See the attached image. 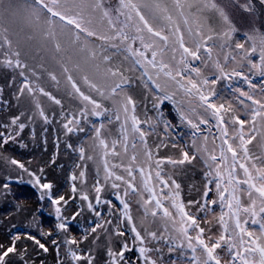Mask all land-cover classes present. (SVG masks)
<instances>
[{
    "label": "snow or ice",
    "instance_id": "snow-or-ice-1",
    "mask_svg": "<svg viewBox=\"0 0 264 264\" xmlns=\"http://www.w3.org/2000/svg\"><path fill=\"white\" fill-rule=\"evenodd\" d=\"M44 13L48 16L47 28L43 27ZM237 16L246 20L251 28L243 33L244 42L236 40L233 43L234 35L240 31L236 24ZM53 18L75 25L78 30L75 41H79L81 33L96 37L95 42H99L101 48L100 60L106 65L103 69L99 63H93L91 68L87 64L82 66L80 62L74 65L77 71L83 73V84L94 96L81 89L62 55L57 61L61 74L70 85L68 96L80 103L78 113L61 112V118L65 121L62 127L66 133L85 132L80 125L82 120L86 121L94 133L91 137L93 147L102 151L103 176L97 167L92 185L95 204L103 203L116 208L112 200L102 199L101 194L106 187H110L122 205L112 235L124 237L126 233L121 230V225L125 221L130 225L131 246L128 241H123L118 252L110 247L107 252L108 264H165L161 248L149 247L153 241H163L169 253L179 252V256L170 257L167 264H264V98L256 99L241 88L228 85L233 92L239 93L236 97L239 108H234L231 103L225 105L216 102L220 97L214 87L221 79L232 77H241L249 87H256L243 71L233 68L229 73L225 70L230 61L237 62V55L247 61L250 71L256 69L264 76V0H51V5L45 0H0V63L18 70L20 76L18 86L15 77L8 86H16L12 94L15 100H20L25 94L31 97L36 112L46 124L50 122L49 116L41 106L37 93L61 108L62 100L41 86L39 82L47 70L42 65L40 70L29 68L21 59V46L34 40L36 34L40 33L44 40L54 42L53 48L57 54L63 53L65 48L52 27ZM94 18L101 24L106 22L107 30L103 34L92 30ZM258 20L261 27L256 26ZM6 21L13 26L12 31L4 26ZM16 27H19V32L15 31ZM246 43L249 45L247 48ZM258 48L259 63H254L250 57L257 54ZM216 49L227 53L223 62L218 54H214ZM105 52L124 54L125 60H130L132 66L141 72L142 78H146L144 86L148 87L149 83L154 85V100L157 101L153 103V109L157 112L155 122L150 117L145 116L141 120L136 115L137 101L128 91L133 87V81L122 68L112 66V56L104 55ZM89 57L95 61L97 52L89 50ZM197 62L205 67L211 63L214 74L211 77L203 76L201 67L194 66ZM243 67L241 64L240 68ZM149 69L155 70V79L149 74ZM161 75L166 78L164 84L159 82ZM47 76L59 86L60 77L56 72L47 71ZM168 82H174L188 98L187 106L175 99V93L165 91ZM2 92L3 88H0V94ZM261 92L264 93V86ZM245 99L251 103H245ZM166 101L176 106L173 117L177 120L176 124L164 118L161 106ZM105 102L111 107L105 106ZM25 115H28L29 121L32 120L33 114L21 112L12 117L9 125H3L5 128L14 127L16 131L0 132V147L10 140L16 141L27 126L20 122ZM193 116L196 117L195 121ZM90 117L98 118L101 122L97 125ZM114 122L118 124V135L109 140L103 135V130L106 123ZM158 124H163L166 137H170L171 132L181 125L191 128V143L185 145L190 150L181 149L179 158L159 157L160 148L168 146L165 140H161L155 146L154 154L147 137L156 131ZM202 125L206 127L202 129ZM176 134L183 139V133ZM258 137L262 151L255 155L250 146ZM67 146L72 148L71 144ZM176 146L173 140L172 147ZM118 149H122L127 163ZM109 156L121 158L120 162L110 163ZM198 157L206 169L203 173L205 188L201 200H189L185 204L181 197V184L164 171L163 165L167 163L173 168L182 167L192 164ZM79 158L81 161L94 159L92 155H86L83 146L79 147ZM11 163L28 172L17 160L13 159ZM77 167H83L79 178L87 183V165L78 164ZM29 175L33 176L34 186L41 190L40 200L47 197L55 206L59 221L57 230H66L69 218L63 215L61 202L67 205L69 201L63 195L54 198L51 183H41L40 177L34 173ZM71 179L75 181L77 176L73 174ZM3 188L7 190L8 183H4ZM77 191L73 184L72 192ZM213 192L215 198L210 195ZM131 198H136L135 202L143 212V221L147 222L150 217V224L159 223V236L157 230H150L149 226L143 228V234L137 228L131 214ZM80 199L87 202V208L97 217L102 216L86 191L81 192ZM197 205L196 213L187 210ZM217 205L220 208L217 219L221 231L219 235L208 234L211 230L202 227L201 220H206L209 212L215 214ZM81 211L83 208L76 211L71 219L75 220ZM200 212L205 215L198 219ZM105 224L111 225L112 220L97 222L90 231L104 228L107 232ZM249 225L258 226V232ZM45 235L51 233L41 232V236ZM26 236L43 252L49 251L35 235ZM19 239L20 234L17 233L12 237L11 246L5 248L0 245V264H7L6 258L18 252L16 241ZM51 243L59 253L57 240L53 238ZM65 243L79 244L75 238ZM26 251L19 252L21 260H24ZM136 251L138 255H125L126 252ZM221 251L227 253L228 260L223 259ZM152 253H156L157 257L153 258ZM68 255L77 262L87 259L88 264H92L94 260L90 254L79 255L71 248ZM24 264H27L26 260ZM58 264H63V261H58Z\"/></svg>",
    "mask_w": 264,
    "mask_h": 264
},
{
    "label": "rangeland",
    "instance_id": "rangeland-1",
    "mask_svg": "<svg viewBox=\"0 0 264 264\" xmlns=\"http://www.w3.org/2000/svg\"><path fill=\"white\" fill-rule=\"evenodd\" d=\"M14 2H18V0H14ZM46 3L51 5V0H45ZM48 16L46 13L42 14L43 27L47 28L48 25L46 23ZM54 23L52 27L56 30L58 38L62 44V47L65 48L63 53L57 54L53 48V41L44 40L40 33L36 34V38L32 41H28L26 44H22L21 51L22 56L21 59L27 63V59H32L40 62V64L36 67L37 70H40V66L42 65L44 69L47 71H54L60 77V87L61 91L56 90L54 88H46V80H40V84L45 90L52 93V95L62 100L63 108L61 106L54 104L47 97H44L37 93L39 96V102L43 107L45 113L49 116V123H45L44 120L39 116L36 112L34 102L31 97L25 94V98L23 97L18 103L13 98V92L16 90V86L19 85L20 76L17 79L16 86L10 88L7 82L3 87L2 95L7 103H4V99L0 98V120L8 121L12 118V116L19 115L21 112L26 114H33V118L31 121L28 120V115L22 117L21 122L26 123V127L22 133L17 137L14 144L9 145L7 147H1L0 150V166H4V161L10 158L11 156L17 160L19 163H22L28 172H24L22 169L18 167V165H13L15 171L14 173L7 172V165L4 166V169H0V194L4 192L3 185L4 183H8V193L10 197L18 202L22 203L25 207L20 208H4L2 212L0 211V228L1 226H6L9 232L10 238L6 235V232L2 233L0 229V245L2 242H7L6 245H3L5 248L11 246L12 237L14 234H20V240L16 241L17 249L19 251H23L24 249L28 250L26 252L25 259L27 264H58V261H63V264H88L87 259H83L81 261H73L71 257L68 255V249L71 248L77 251L79 255H88L90 254L94 257L92 264H108L109 257L107 255L108 249L111 247L113 251H119L121 242L128 241L131 246L132 241V233L130 231V225L125 221L121 225V230L125 231L124 237H118L112 235L113 229L117 225L116 217L121 215V206H116V208H111L110 205L107 204H95V192L92 189V185L95 183L96 178V168H100V175L103 176V164L101 160L102 151L101 149L94 148V141L91 138L94 136V133L88 123L86 121H81L82 127L85 128V132H74V133H66V130L62 127V124L65 122L61 118V112L65 113H73L77 112V108H80L79 101L74 98H70L68 96V91L70 90V85L67 84L64 76L61 74L62 70L60 64L57 62L60 56L62 55L65 58V64L73 73L74 78L77 83L80 85L81 89L85 91L86 94L90 93L89 89L83 84L81 76L82 72L77 71L74 65L77 62H80L82 66L87 64L89 68L93 63H99L101 69L106 67L105 64L100 60L101 48L99 46V42L96 41V37H87L84 33H81L79 41H75V33L78 31L75 29L74 24H68L67 21H60L59 18H53ZM237 27L240 29L234 37L233 43L236 40H240V42H244L243 33L246 31H250L251 25L244 19H241L239 16L236 18ZM5 27H9L10 31L13 30V26L6 21L4 24ZM257 27H261V22L258 20L256 22ZM92 30L97 31L98 34H103L107 30L106 22L101 24L95 18L92 23ZM16 32H19V27L15 28ZM23 33H21V36ZM69 41H74V43H69ZM107 47V45H105ZM245 47H249L246 43ZM81 49H85L81 51ZM89 50H95L97 52V59L95 61L91 60L89 57ZM259 48L257 49V54L252 55L250 58L254 63H259L258 59ZM214 54H218L221 62H223V57L226 55V52H221L219 49L214 50ZM236 54V53H233ZM104 55L112 56V66L119 67L118 64L121 62L122 58L120 55L124 54H113L112 52H105ZM71 57V59H67ZM124 60V58H123ZM131 64V61H129ZM243 64L244 67L240 68V65ZM194 66H200L203 76L211 77L215 70L212 67V64L209 63L207 67L203 65H198V62L194 64ZM131 68L134 69L135 74L129 75L128 77L132 79L137 78L138 80L133 81V87L129 89V93L133 95V97L137 101V110L136 115L143 120L145 116L152 118L153 122H155V118L157 116V112L153 109V103H157L154 100L155 89L154 85L149 83L148 87L144 86V79L142 78V74L139 70L134 68L131 64ZM29 68H32L31 65ZM122 68V67H120ZM233 68L237 70L243 71L245 76H248L249 79L252 80V83L256 85L255 88L249 87V85L241 78V77H232L231 79H221L214 87L217 93V96L220 97L216 102L224 103L227 105L231 103L234 108H239V104L236 100V97L239 93L233 92L228 85H232L233 88L239 87L242 90L248 92L253 95L256 99L264 98V93L261 92V87L264 86V76H261L256 69L249 70L250 66L247 64V61L241 59L239 55H237V62H229L225 70L229 73L232 72ZM46 71V74H47ZM91 74V73H89ZM149 74L153 75L155 79V70L149 69ZM165 79L162 75L159 80L161 84L165 83ZM45 83V85H43ZM148 89L149 91L145 90ZM165 91L169 94L175 93V99L178 101H183L185 106H187L188 98L183 95L181 91L177 89V86L174 82H168ZM214 100L216 98H213ZM244 99V98H242ZM16 103V104H15ZM245 103L250 104L251 101H247L245 99ZM105 106L111 107L108 102H105ZM15 111L12 114V111ZM161 111L164 114L165 119H171L173 124L177 123V120L173 117L176 113V106L171 101H166L164 105L161 106ZM11 115H10V113ZM147 113V115L144 114ZM78 113V112H77ZM4 115V117L2 116ZM91 120L95 121L97 125L101 122L98 118L90 117ZM192 119L195 121L196 117L193 116ZM259 121L257 123V127H259ZM206 126L202 125L201 128L204 129ZM10 128V127H9ZM46 129V131H45ZM192 129L187 125H181L178 129L171 132L170 137H166L164 135L163 124H158L156 127V131L150 134L147 137L148 145L154 150L155 154V146L161 142V140H165L168 146L162 147L159 150V157H173L179 158L181 149L190 150L185 148V145H190L191 143V133ZM215 131V130H214ZM0 132L3 133L2 128H0ZM183 133V139L180 138L176 133ZM22 134V136H21ZM103 135L109 140L116 138L118 135V124H105V129L103 130ZM175 140L177 146L175 148L172 147V141ZM71 144L72 148H69L67 145ZM255 148H251L253 154L259 155L262 151L261 149V141L260 138H257V141L253 144ZM83 146L86 150V155H92L94 157L93 160L81 161L79 158V147ZM251 147V146H250ZM122 158L124 162L127 163V157H123L122 149ZM131 148H129V155H131ZM44 153H49L46 159L43 162L48 163V165H39L41 158ZM53 157V158H52ZM110 163H119L121 158H116L109 156L108 157ZM53 161H55L53 163ZM87 165V183H83L79 178V173L84 170L83 167H77V165ZM153 167H155L153 165ZM163 169L165 172L174 176L178 183H182L184 179V190L186 195H181L185 204L189 200H201L202 193L205 188V181L203 180V173L206 171L203 164L201 163L199 157L196 161H193L192 164H186L182 167L177 166L173 168L171 165L165 163L163 165ZM42 170V171H41ZM17 171V172H16ZM119 173V169L116 170ZM29 173H34L35 176H39L41 183L51 182L56 188H53L54 192H52L54 198H58L59 195H63L65 199L75 200L78 203L75 205L73 201H69L67 205L61 202L63 215L68 217L69 227L66 230L56 231V222L53 219V215H55V206L49 201L43 203L37 202V193L35 188L39 190V187L34 186L33 176L29 175ZM49 174L51 176H45L44 174ZM75 174L77 179L73 181L71 179L72 175ZM139 176H137V182H139ZM9 180L13 181L9 184ZM15 180H21L22 183H16ZM75 184L78 191H86L89 195V198L92 200L94 207L102 213L101 217H97L94 212L90 211L87 208V202L82 201L80 199L81 193H73L72 185ZM33 185V186H32ZM181 194H184L182 191ZM102 199H109L114 201L116 197L114 195V191L110 187H106L104 192L101 194ZM75 196V199H71V197ZM212 197L215 198V193L213 192ZM47 198V197H46ZM132 199V217L133 221L136 223L137 228L142 231L145 226H149L150 230H157L158 236L160 235L159 223L152 225L150 224L151 218L147 222L143 221V212L138 208L136 204V198ZM45 205V211L49 214L44 216L42 213V209ZM199 207H190L189 210L192 213H196V209ZM42 208V209H41ZM83 208V211L80 212L79 216H76L75 220H72L71 217L75 214L76 211H79ZM64 210V211H63ZM214 213L209 212L206 220L207 226L206 229H210V233L219 235L221 229L220 226H216L215 229L210 228V225L216 222L218 216L220 214L219 206H215ZM205 213H198V219L200 217H204ZM56 216V215H55ZM111 219L112 224H105V228H107V232H105L104 228L97 229L96 232H91V227L97 222H103ZM250 228L258 232V226L249 225ZM19 228V229H18ZM23 229H26L23 231ZM43 230H46L47 233L54 234L45 235L42 238V242L47 244L49 249L48 252H43V250L39 249L34 242L27 239L26 234L31 235H39ZM23 231V232H22ZM56 231V232H55ZM55 232V233H54ZM2 233V234H1ZM13 233V234H12ZM69 235H73L79 244L77 245H67L64 240L69 239ZM87 236V239L84 237ZM55 238L59 243V253L57 252L56 246L51 243L52 239ZM7 239V240H6ZM18 241H23L19 243ZM149 247H160L163 254V259L165 264H167L170 257L175 258L179 256V252L169 253L168 248L163 241L150 242ZM126 256L138 255V251L130 252ZM153 258L157 257L156 253H152ZM221 256L224 260H228L229 256L227 253L221 251ZM24 260L20 264H24ZM139 264V262H137Z\"/></svg>",
    "mask_w": 264,
    "mask_h": 264
},
{
    "label": "trees",
    "instance_id": "trees-1",
    "mask_svg": "<svg viewBox=\"0 0 264 264\" xmlns=\"http://www.w3.org/2000/svg\"><path fill=\"white\" fill-rule=\"evenodd\" d=\"M120 57L122 58L121 60V62H119V64H118V66L119 67H122V69L125 71V75L126 76H128V74L129 75H134L135 74V71H134V69L133 68H131L130 66H131V64H130V60H125V58H124V55H120ZM123 58H124V60H123ZM28 61H27V64L30 66L31 65V67L32 68H36L39 64H40V62H38V61H35V60H32L31 58L30 59H27ZM13 77H15V79H16V82H17V79H18V77H19V73H18V70H13V69H9L6 65H4L3 63H0V87H3L7 82L9 83V81L10 80H12V78ZM43 79H45L46 80V85H47V87L46 88H48V89H52V88H54V89H56V90H59V91H61L62 90V88L60 87V86H57L54 82H52L49 78H48V76H47V74H46V71L45 72H43V74H42V78H41V80L43 81ZM138 80L137 78H134V79H132V81H136V80ZM19 82H20V79H19ZM43 85H45V83H43ZM60 85V84H59ZM50 87V88H49ZM145 90L146 91H149L148 89H146L145 88ZM26 96V95H25ZM25 96H23L24 98H25ZM23 97H21L20 98V100L23 98ZM0 98H2V101H3V99H4V97L2 96V95H0ZM5 100V99H4ZM20 100H16V103H18ZM5 101H8V102H10V100H5ZM15 103V104H16ZM77 110V112H79V109L77 108L76 109ZM15 111L13 110L12 111V114L14 113ZM77 112H73V113H77ZM10 113V112H9ZM144 114L145 115H147V113L146 112H144ZM10 115H11V113H10ZM15 115V114H14ZM13 115V116H14ZM3 117H4V115H2ZM12 116V115H11ZM12 116V117H13ZM12 119V118H11ZM11 119H9L8 121H2V120H0V128H2V131H3V133H7V132H15L16 131V129L14 128V127H10V128H5V127H3V125H9L10 124V121H11ZM21 122V121H20ZM24 131V130H23ZM21 136H22V134H21ZM12 144H14L13 143V141H9L7 144H4L3 146L4 147H7V146H9V145H12ZM2 146V147H3ZM251 148H255V146L254 145H252L251 146ZM0 150H1V147H0ZM48 154L49 153H47V155H46V153H44V155H43V157L41 158V160H40V163L38 164V166L39 165H48V163H46V162H43L45 159H46V157L48 156ZM53 158V157H52ZM14 158L11 156L10 158H8L7 160H5L4 161V166L5 165H7V172H8V174L9 173H14L13 171H15V169H14V164H12L11 163V160H13ZM4 166H0V169H4ZM17 172V171H16ZM44 174V173H43ZM45 176H51V175H49V174H44ZM204 177V176H203ZM203 180L205 181V179L203 178ZM9 182V184L11 183V182H13V181H11V180H9L8 181ZM15 182L16 183H22L23 181H21V180H15ZM46 183H51V182H46ZM52 185H53V183H51ZM33 186V185H32ZM184 179H183V181H182V183H181V193H182V191L184 192V194H181L182 196L183 195H186V193H185V190H184ZM53 188H56V186H54L53 185ZM40 190V189H39ZM8 191V189L7 190H5L4 189V192L2 193V194H0V211L2 212V210H4V208H6V209H8V208H20V207H25L22 203H18V202H16V201H14L11 197H10V195H9V193L7 192ZM35 191H36V193H37V202H39V203H43V201L44 202H47V201H49V200H47L48 198H46L45 197V199L44 200H40V195H41V190L40 191H38L36 188H35ZM52 192H54V190L52 189ZM81 193L82 191H77V193ZM213 194V193H212ZM212 194H210V195H212ZM187 196V195H186ZM117 200V199H116ZM69 201H73L74 202V204L76 205L78 202L77 201H75V200H69ZM113 204H115L116 206H121L122 207V205H120V203H119V201L117 200V201H114V199H113ZM26 208V207H25ZM45 205H44V207H43V209H42V214L44 215V216H47L49 213L48 212H46L45 211ZM64 211V210H63ZM50 215V214H49ZM51 216V215H50ZM53 217V219H54V221L56 222V224H55V226L59 223V221L57 220V218H56V216L55 215H53L52 216ZM201 226L202 227H205L206 228V226H207V221H202L201 220ZM216 226L218 227V226H220L219 225V223H218V220L216 221V222H214V223H212L211 225H210V228H212V229H215L216 228ZM1 230H2V233L3 232H6V235H7V237H8V240L9 239H11L10 238V234H9V232L11 231V230H8V228L6 227V226H1V228H0ZM19 229V228H18ZM26 229H23V231H25ZM22 231V232H23ZM56 231H58L57 230V227H56ZM55 231V232H56ZM54 232V233H55ZM1 233V234H2ZM43 233H47V231L46 230H43ZM13 234V233H12ZM54 234H51V236H53ZM1 236V235H0ZM38 239H40V240H42V238L44 237V236H41V234H39V235H37L36 236ZM73 238V235H69V239H72ZM7 240V239H6ZM20 240V239H19ZM66 240H64V242H65ZM19 243H22L23 241H18ZM33 242V241H32ZM6 241L5 242H2L1 244L2 245H6ZM41 243H44V242H42L41 241ZM45 245H46V247H47V244L45 243ZM19 250H18V252L16 253V254H10V256L8 257V258H6L7 259V264H20L23 260H21L20 259V255H19ZM27 253L29 252L28 250L26 251ZM127 254L129 255L130 254V252H127ZM25 256H27L26 254H25ZM25 256H24V259H25Z\"/></svg>",
    "mask_w": 264,
    "mask_h": 264
}]
</instances>
